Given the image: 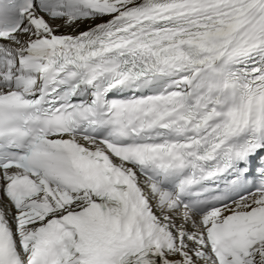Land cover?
Returning a JSON list of instances; mask_svg holds the SVG:
<instances>
[{"label":"snow or ice","instance_id":"6c2138e0","mask_svg":"<svg viewBox=\"0 0 264 264\" xmlns=\"http://www.w3.org/2000/svg\"><path fill=\"white\" fill-rule=\"evenodd\" d=\"M0 264H264V0H0Z\"/></svg>","mask_w":264,"mask_h":264},{"label":"bare ground","instance_id":"6f19581e","mask_svg":"<svg viewBox=\"0 0 264 264\" xmlns=\"http://www.w3.org/2000/svg\"><path fill=\"white\" fill-rule=\"evenodd\" d=\"M82 27H86V25L85 26H82Z\"/></svg>","mask_w":264,"mask_h":264}]
</instances>
